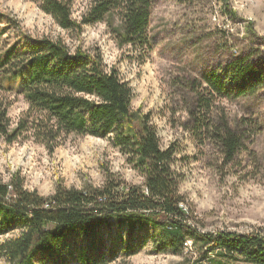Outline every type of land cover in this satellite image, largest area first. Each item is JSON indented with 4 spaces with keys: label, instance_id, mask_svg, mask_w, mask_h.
Instances as JSON below:
<instances>
[{
    "label": "trees",
    "instance_id": "16d2710c",
    "mask_svg": "<svg viewBox=\"0 0 264 264\" xmlns=\"http://www.w3.org/2000/svg\"><path fill=\"white\" fill-rule=\"evenodd\" d=\"M31 1L63 30L80 33L86 25L105 22L120 47L150 50L154 44L151 11L160 0H92L80 20L72 15L73 0ZM221 1L228 9L227 0ZM2 16L8 26L18 24L11 15ZM4 33L0 28V137L8 144L33 138L51 153L71 134L109 138L144 176L142 184H132L107 171L101 186L60 183L47 196L28 190L18 173L8 182L0 177V236L19 231L0 242L7 264H40L39 257L67 264L61 251L72 247L71 240L78 244L67 253L78 264L112 262L119 248L127 255L138 252L146 241L143 230H152L156 251L187 256V264H264L263 233L204 232L193 225L173 167L174 146L162 147L150 114L132 108L130 83L107 68L99 49L72 50L62 39L33 37L19 25L15 41L3 38ZM256 50L228 62L229 78L212 70L190 83L197 108L190 111L189 131L200 141L211 139L226 163L243 149L247 120L233 125L225 114L215 115L214 103L250 96L261 87L264 67L254 62ZM10 95L28 103L15 126ZM114 225L126 226V233L112 234Z\"/></svg>",
    "mask_w": 264,
    "mask_h": 264
},
{
    "label": "rangeland",
    "instance_id": "374dc122",
    "mask_svg": "<svg viewBox=\"0 0 264 264\" xmlns=\"http://www.w3.org/2000/svg\"><path fill=\"white\" fill-rule=\"evenodd\" d=\"M91 1L73 0V17L80 20ZM227 3L228 9L221 0L158 1L151 11L149 34L154 44L150 50L118 46L105 22L86 25L80 33L63 30L31 0H0V28L5 29L3 38L9 42L16 40L19 25L33 37L62 39L72 50L99 49L107 68L116 69L130 83L132 108L150 114L162 147L174 146L173 167L179 174V189L193 215V225L204 232L264 234V82L250 96L214 103L215 115L225 114L233 125L247 120L243 149L234 161L226 163L211 139L200 141L188 128L193 123L190 111L197 108L192 81L212 70L229 78L225 73L228 62L253 49L258 52L254 62L264 67V0ZM4 14L14 17L18 24L8 26ZM9 99V116L15 126L28 103L19 95ZM107 171L132 184L144 182L129 155L109 138L71 134L51 153L33 138L8 144L0 137V177L8 182L18 173L28 190L45 196L53 194L60 183L75 188L101 186ZM126 231V226L114 225L112 234ZM103 233L109 240L107 231ZM18 234L14 230L2 235L0 242ZM140 236L146 241L140 242L136 254L127 255L119 248L115 260L103 264H187V256L156 251L152 230H143ZM70 244L78 243L71 240ZM69 248L62 249L61 256L67 264H78L68 255ZM38 261L53 264L44 257ZM0 264H7L1 256Z\"/></svg>",
    "mask_w": 264,
    "mask_h": 264
}]
</instances>
